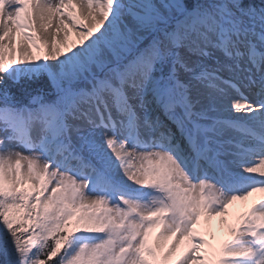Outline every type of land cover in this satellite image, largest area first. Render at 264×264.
Listing matches in <instances>:
<instances>
[{
    "label": "snow or ice",
    "instance_id": "6c2138e0",
    "mask_svg": "<svg viewBox=\"0 0 264 264\" xmlns=\"http://www.w3.org/2000/svg\"><path fill=\"white\" fill-rule=\"evenodd\" d=\"M256 192L264 0H0V264H264Z\"/></svg>",
    "mask_w": 264,
    "mask_h": 264
},
{
    "label": "bare ground",
    "instance_id": "6f19581e",
    "mask_svg": "<svg viewBox=\"0 0 264 264\" xmlns=\"http://www.w3.org/2000/svg\"><path fill=\"white\" fill-rule=\"evenodd\" d=\"M76 40L77 37L73 32L69 38V43ZM33 53L41 55L36 53L35 47H33ZM41 53L44 55V51H41ZM17 56H19V52L17 53ZM262 197H264V193L256 192L246 200L234 201L233 204L229 206L228 213L225 216H213L210 219L202 216L196 225V229L200 230L204 239L213 245L212 248L207 245L206 249L211 252L213 248H219L220 244L230 236L228 226L235 224L237 218L244 212L248 211L252 204ZM225 220H227V224L224 223Z\"/></svg>",
    "mask_w": 264,
    "mask_h": 264
},
{
    "label": "rangeland",
    "instance_id": "374dc122",
    "mask_svg": "<svg viewBox=\"0 0 264 264\" xmlns=\"http://www.w3.org/2000/svg\"><path fill=\"white\" fill-rule=\"evenodd\" d=\"M35 51H36L37 54H41V55H39V56H42L41 51H37L36 49H35ZM159 231H160V229H155V230H153V232H152L151 235H150V240H153V239L155 238L157 232H159ZM197 231L201 234L200 230H197ZM201 235H202V234H201ZM169 243H171V241H169ZM187 243H188V242H187L186 240L183 242V244L181 245L179 251L176 253V256L173 258L172 264H175V262H176V260L179 258V256L185 251V249H186V247H187ZM208 245H209L211 248L213 247V245H211L209 242H208ZM206 250H207V249H206ZM207 251H208V250H207Z\"/></svg>",
    "mask_w": 264,
    "mask_h": 264
}]
</instances>
